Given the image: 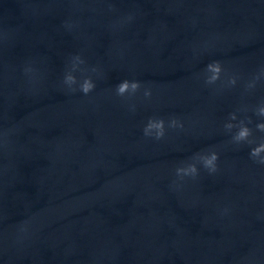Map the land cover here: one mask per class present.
<instances>
[{"label": "water", "instance_id": "1", "mask_svg": "<svg viewBox=\"0 0 264 264\" xmlns=\"http://www.w3.org/2000/svg\"><path fill=\"white\" fill-rule=\"evenodd\" d=\"M260 126L264 0H0V264H264Z\"/></svg>", "mask_w": 264, "mask_h": 264}, {"label": "clouds", "instance_id": "2", "mask_svg": "<svg viewBox=\"0 0 264 264\" xmlns=\"http://www.w3.org/2000/svg\"><path fill=\"white\" fill-rule=\"evenodd\" d=\"M208 70L213 73L211 79L215 80V79L218 78V74L220 73L221 68H220L219 63L216 62V63L208 65ZM67 81L69 83H72V82H74V78L72 76H68L67 77ZM93 87H94V85L91 83L90 80H85V82L82 85L81 90L85 94H87L93 89ZM138 88H139V83L138 82H131L130 83L129 81L124 80V81H122L121 83H119L117 85V94L123 95L126 92H128L129 90H132L134 92ZM147 94L148 93H146V95ZM163 127H164V122L162 120L158 121V122L150 121L149 124L145 128V133L148 134L150 132V130L157 129L158 130L157 135L158 136H162L163 135ZM260 127L264 128V126H260ZM247 135H248L247 129H243V130L240 131L238 138L243 139ZM260 152H261V149H259V148L258 149H253L252 152H251V155L258 156L260 154ZM216 159H217V155L215 153H213L211 155L210 159H205L204 160L205 166L213 168V170H214V162L216 161ZM187 171L195 173L196 172L195 165H192ZM177 172L179 174L181 172H185V170L184 169H178Z\"/></svg>", "mask_w": 264, "mask_h": 264}]
</instances>
